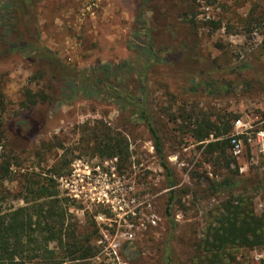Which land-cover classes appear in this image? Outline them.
Here are the masks:
<instances>
[{
  "label": "rangeland",
  "instance_id": "obj_1",
  "mask_svg": "<svg viewBox=\"0 0 264 264\" xmlns=\"http://www.w3.org/2000/svg\"><path fill=\"white\" fill-rule=\"evenodd\" d=\"M189 1L197 12L194 42L197 46L195 49L192 46L188 55L195 59L199 54L205 59L202 64L198 57L203 69L191 81L190 72L171 74V65L158 63L150 84L151 106L157 120L166 123L163 127L156 121L165 154L179 184L197 189L194 186L197 178L192 179L191 172H209L213 168L204 161L198 143H192L186 132L178 130V124L185 129L186 123L181 118L176 122L168 120L159 107L169 108L174 113L179 108L194 110L211 115L212 120L216 114L224 115L232 123L229 136L238 131L243 142L240 154L234 155L230 149L226 153L234 157L243 177L254 181L263 179L264 151L249 138L252 140L256 130L264 129V49L257 50V45L264 40V21L249 23L248 19L250 14L259 15L264 0H215L209 5L207 0ZM149 2L147 6L143 0H42L36 8L40 38L63 62L77 69L97 63L118 64L137 51L130 49L128 44L141 12L149 21L153 17L151 7L163 10L170 1ZM218 19L222 21L220 28L213 24ZM153 39L157 40L155 48H159L161 42L169 43L164 27L158 39ZM251 52L259 56L246 67L244 62L249 61ZM241 63H244L241 70L228 73V68ZM36 69L35 63L19 53L0 56V82L4 94L1 117L5 125L22 119L32 120L35 125L25 149L11 154L19 163L12 164L11 179L0 187L4 196L2 206L22 204L17 196L23 174L34 172L45 177L53 164L70 160L66 173L56 179L57 187L60 196L68 198L69 210L74 215L71 221L92 236L96 255L88 264H164L165 252L170 253V264H187L194 251L193 241L201 235L205 212L217 202L215 196L199 192L197 196L181 198L173 207L172 218L177 226L172 227L165 215L167 176L145 124L125 121L124 114L109 99L75 96L30 109L22 107L20 102L25 99L26 89L37 91L43 87L44 80L34 78ZM208 78L217 81L216 87L221 88L219 95L218 91L208 94L201 89H190L191 85ZM239 80H250L254 84L242 89L238 86ZM228 82H232L234 89L228 87ZM231 114L235 118H231ZM238 119L243 121L244 127L236 129ZM95 120H102L127 136L129 156L125 162L115 158L101 159L92 156L89 149L83 150L86 143L80 140L82 128ZM2 154H8V148L0 146V158ZM223 163L219 160L216 166L218 175L225 173ZM247 188L254 194L255 212L261 213L264 187ZM221 196L218 194V199ZM192 231L195 237L190 239ZM170 236L171 241H168ZM235 255L234 264H261L264 250L241 248Z\"/></svg>",
  "mask_w": 264,
  "mask_h": 264
},
{
  "label": "trees",
  "instance_id": "obj_2",
  "mask_svg": "<svg viewBox=\"0 0 264 264\" xmlns=\"http://www.w3.org/2000/svg\"><path fill=\"white\" fill-rule=\"evenodd\" d=\"M40 1L0 0V56L8 57L13 53L23 55L37 66L34 78L44 80L41 90H25L21 106L30 109L35 105L67 101L75 96L109 99L124 114L125 121L145 124L152 137L159 164L167 176L168 190L164 194V203L165 215L169 217L171 226H177V221L172 218L173 207L181 198L197 196L201 192L202 195H212L217 199L205 212L201 235L193 241L194 251L187 264H234L238 249L264 250V209L261 213L255 212L254 194L247 190V186L264 187V178L254 181L243 177L234 157L226 153L230 149V120L219 114L212 120L211 115L194 110L179 108L174 113L169 108L159 107L161 114L168 120L176 122L181 118L186 123L185 129L181 123L178 124V130L186 132L192 143H198L204 161L213 168L209 172H191V178H197L194 184L197 189L179 184L163 148L156 121L163 127L166 123L159 118L157 120L151 106L150 84L156 75V65H171V74L184 70L186 74L190 72L188 77L193 81L194 76L203 69L199 64L201 59L202 64L205 62L199 54L195 55V59L188 55L191 47L195 49L197 46L194 44L197 12L190 1L169 0L163 10H159L158 6H155L156 9L151 7L153 17L149 21L141 12L128 44L130 49L137 50L131 58L118 64L97 63L82 69L63 62L41 40L36 16ZM148 2L143 0L144 5L148 6ZM214 2L207 0L206 3L209 5ZM263 21L264 8L258 16L249 15V23ZM221 22V19L213 22L214 27L220 28ZM163 27L169 35V43L161 42L160 47L155 48L157 40L155 42L153 38L158 39ZM247 31L250 29L247 28ZM174 46L175 50L170 49ZM263 49L264 40L257 45V50L262 52ZM258 56V53L251 52L249 61L244 62L246 67ZM244 63L228 68V73H237V70L244 67ZM216 82L208 78L191 85L190 89H201L208 94H216L218 91L219 95L221 88L216 87ZM238 82L242 89L254 84L250 80ZM228 87L234 89L232 82H228ZM3 110L4 94L0 82V146L8 148V154H2L0 158V187L4 181L11 179L9 174L12 164L19 163L11 154L25 149L27 138L35 128L32 120L28 119L5 125L1 117ZM231 118L235 116L231 114ZM82 132L80 140L86 143L83 150L89 149L92 156L105 160L115 158L121 163L128 159L127 136L102 120H95L92 125L84 124ZM219 160H223V167L226 168L222 175L217 172ZM69 161L53 164L45 177L35 175L34 172L23 174L17 196L22 204L17 207L4 208V196L0 193V264H55L65 261L88 264L96 255L91 234L71 221L74 215L69 210L68 198L60 196L57 187L56 179L66 173ZM218 194L222 195L219 199ZM194 232L190 239L195 237ZM171 237L168 241H171ZM165 253L164 264H170V253ZM261 264H264V259Z\"/></svg>",
  "mask_w": 264,
  "mask_h": 264
},
{
  "label": "built area",
  "instance_id": "obj_3",
  "mask_svg": "<svg viewBox=\"0 0 264 264\" xmlns=\"http://www.w3.org/2000/svg\"><path fill=\"white\" fill-rule=\"evenodd\" d=\"M240 127H244L243 121L241 119H238L235 121V128L238 129ZM230 151L234 155H238L241 153L242 147H243V142L240 139L238 135V131L235 133H232L230 136ZM250 141L254 145L260 148V151H264V129L260 128L254 132V136L252 140L249 138ZM72 264H76L75 262H72Z\"/></svg>",
  "mask_w": 264,
  "mask_h": 264
}]
</instances>
